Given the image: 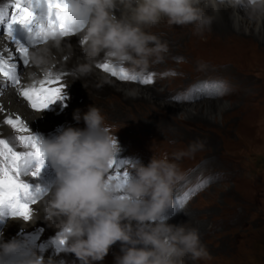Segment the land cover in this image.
Returning a JSON list of instances; mask_svg holds the SVG:
<instances>
[{
  "label": "rangeland",
  "instance_id": "1",
  "mask_svg": "<svg viewBox=\"0 0 264 264\" xmlns=\"http://www.w3.org/2000/svg\"><path fill=\"white\" fill-rule=\"evenodd\" d=\"M260 22L250 14L236 21L229 13L219 27L224 30L219 31L223 37L238 32L239 26L250 32ZM260 24L264 25V20ZM184 29V53H176L180 44L170 43L163 58L144 69L153 81L139 86L145 85L147 94L166 91L163 96L129 100L113 93L105 102L102 93L105 103L117 107L111 113L104 107L98 109L109 133L119 142L120 154L134 156L137 164L144 166L152 158L177 166L181 178L174 187V210L169 208L167 223L197 229L208 252L206 258L188 264H264V94L260 92L264 89V44L260 35L247 34L243 50L228 38L207 43V39L213 40L211 36L195 37L192 29ZM184 29L178 27L177 32L182 34ZM218 71L232 77L214 76ZM235 77L242 79L244 86L248 80L247 93ZM65 125L79 130L87 127L74 117ZM193 144L202 147L189 151ZM180 152L188 154L176 159ZM187 193L193 194L178 204ZM132 224L135 227L136 222ZM66 248L49 256L57 260L68 253ZM121 248L122 242L117 241L97 264H116L123 254ZM47 255L37 256L45 259Z\"/></svg>",
  "mask_w": 264,
  "mask_h": 264
},
{
  "label": "clouds",
  "instance_id": "2",
  "mask_svg": "<svg viewBox=\"0 0 264 264\" xmlns=\"http://www.w3.org/2000/svg\"><path fill=\"white\" fill-rule=\"evenodd\" d=\"M241 6L253 17H264V0H69L63 17L85 23L78 32L82 62L75 68L76 79L87 76L101 60L146 69L166 51L149 27L163 20L169 26L191 25L201 35L223 7ZM47 35L45 43L29 52L28 76L33 81L38 82L37 73L53 72L58 54L71 47L62 44L58 33L49 30ZM74 118L80 119L78 110ZM104 119L99 109L90 107L83 115L85 130L67 128L54 140L39 141L44 156L59 169L55 191L33 210V218H61L57 238L69 242L66 250L82 264L102 261L117 241L123 254L116 264H188L206 258L197 229L170 225L162 216L173 206L174 187L181 178L174 162L152 158L147 166L133 165L134 175L123 188L107 178L119 147ZM197 147L202 145H190L189 151ZM187 154L177 153L176 159ZM17 249L16 242L5 243L0 258ZM18 264L54 261L21 254Z\"/></svg>",
  "mask_w": 264,
  "mask_h": 264
},
{
  "label": "snow or ice",
  "instance_id": "3",
  "mask_svg": "<svg viewBox=\"0 0 264 264\" xmlns=\"http://www.w3.org/2000/svg\"><path fill=\"white\" fill-rule=\"evenodd\" d=\"M11 7L8 38H11V25L16 23L24 26L35 25L38 29L37 34L43 37L41 44L47 41L49 30L54 35L58 33L64 38L73 34V30L66 26V19L62 15L68 7V0H48V14L45 19L37 17L30 7L24 6L22 0H12ZM7 15L8 13L0 8V20ZM29 52V48L19 43L16 44L14 51L5 49L3 54H0V76L7 78L11 85L18 88V95L27 102L31 109L41 112L57 100L64 99L65 85L62 82L64 73L50 72L42 76L38 82L32 81L27 86H21L22 74L17 72V56L19 57L18 62H22L23 68L27 69L30 66ZM96 67L121 81H139L145 85L152 83L150 74L140 77L129 73L124 67L118 68L108 62L97 64ZM3 111L4 109L0 108V112ZM0 123L9 126L16 133L11 139L0 138V206H9L13 216L20 217L27 222L33 218L32 205L38 202L37 194L41 192V189L37 187L34 194L32 186L21 177L22 175L38 176L45 156L40 149L38 137L31 132L28 123L20 115L9 114L3 117ZM32 160L38 163L33 170L29 171L28 166ZM128 163L124 160L117 162L116 159L111 162V171L107 178L110 181L114 180L118 188H123L130 176L126 168ZM192 194L187 193L178 201V204L182 205L183 201ZM56 243L59 248L65 244V241L57 238Z\"/></svg>",
  "mask_w": 264,
  "mask_h": 264
},
{
  "label": "bare ground",
  "instance_id": "4",
  "mask_svg": "<svg viewBox=\"0 0 264 264\" xmlns=\"http://www.w3.org/2000/svg\"><path fill=\"white\" fill-rule=\"evenodd\" d=\"M7 1L8 0H0V4H4ZM229 13L234 15V20H236V21L242 20L243 16H246L249 14V12L246 10L245 7L244 8H241V7H237V8L223 7L221 9L219 15L215 19L214 23L212 24L213 30H206L203 33V34H206L207 37L211 36L213 39V40L207 39V41H206L207 43L215 41L216 39H220L222 41V40H225L228 38V40L230 42H233V44L238 46V48H242V49L245 48V50H246L247 46L244 43H246L247 37L245 35L250 34L252 37H254V36L258 37L260 35L261 38H259V39L264 44V25L260 24L264 20V17H257L261 22L258 23L257 26H255L253 28V31L247 32L244 28H241L239 26L237 29L238 32L235 31L238 34L235 35V32H233L232 34L225 35L224 37L221 36L220 31H223L224 29L219 28L220 24L223 22L224 17L226 15H228ZM115 14L119 18L120 11L117 10L115 12ZM165 24H167L166 21L162 20L158 26L149 27L146 30L155 34L160 39V41L162 43L166 44V49L169 48L170 43H173L176 46L178 44H180L179 48L178 47L176 48L177 49L176 53L179 52V53L183 54L186 45L184 43L182 44L181 42H183L182 41V35L184 36L185 30H186V29H184L185 26H178V25L177 26L176 25L169 26L168 25V27L166 28L163 26ZM214 24L216 25L215 26L216 28L214 27ZM178 27L184 29L182 34L177 32ZM186 27H189L190 29L193 30V27L191 25H188ZM170 35H173V36H170ZM194 36L197 37L200 35L194 34ZM162 39H165L166 42ZM191 39L192 38L189 37L188 40H191ZM4 43H5L4 41L0 40V49L4 48ZM62 44L65 46L71 45V47H65L64 51L62 53L58 54L56 63L54 64V67H53V71H55V72H61L62 71L63 72L64 70H66L67 74H69L68 76H66L68 82L73 81V80L75 81L74 84H72V83L68 84V90H69V94L71 97L68 101L67 107H65L58 114L57 113L55 114V111H54V113H47V114L45 112H39V113L32 112V111L27 109L25 103L17 96L16 91L14 89H12L11 87H8L5 89H0V108H3L4 112H7L8 114L20 115L30 125V127L39 128L40 130L48 131V130H52L55 125H57L59 123H63V121L65 119L75 115L77 113V110L79 111V116H80V119H78V121H80L81 123H84L83 115L89 110L90 104H92V103H94L93 106L96 107L97 109L99 107H104L107 111L110 110V113L114 112V110H115L114 108L117 106L111 107L107 103H105L106 101H108L109 95H111L113 93H120L125 98H127L129 100H133V99H137V98H142V99L144 97L147 98L149 95L158 99L157 96H160L161 94H162L161 96H163L164 93L166 92V91L165 92H158L157 90H154V92H153L154 94L152 92L150 94H147L148 92L145 93L147 90V89H145V85L139 86L140 85L139 81L134 82L132 84H129L126 82H119V81H116L115 79L107 76L105 73L101 72L98 68H93V70L87 76H83V77H80V79H76L75 68H76L78 63L82 62V60H81L82 53L80 52L79 47H78V45H79V34L72 36V37L62 38ZM208 47H211V45L209 44ZM101 62H103V60L100 61V63ZM170 65L171 64H169V62H168V66H170ZM168 66H167V68H168ZM29 70H30L29 67L27 69L23 68L21 73H20V74H22V77H21L22 80L26 81L28 84L32 81L28 76ZM32 71H35V69H32ZM137 73L143 74V73H145V70L141 69V70L137 71ZM228 74L229 73L226 71H218L216 73V75H214V76L225 75L228 78L232 77V75L228 76ZM41 76L42 75L37 73V77H41ZM242 77H244V76H242ZM235 78H237L238 86L240 87V85H242L243 86L242 89L245 90V93H247V90L250 88V84H248V80H246V82H245L246 85L244 86V84H243L244 82L242 79H239L238 77H235ZM108 80L110 83L108 82ZM231 80L232 79H230V81ZM104 81L108 82L109 84L104 83ZM203 82H205V81H203ZM247 84H248V86H247ZM192 88H193V85H192ZM168 90H170V89H168ZM199 92H201V91L199 90L198 93ZM260 92H261V94H264V89H260ZM102 93L104 94V97L106 98V99H104L105 102L102 98H100V95ZM85 95H86L87 99H85V97H84ZM79 99H80V101H82V100L84 101V103L82 105H80L79 103H76V100H79ZM101 101H102V103H101ZM115 101H117V100H115ZM58 108L59 107H57L56 110ZM106 110H104V111H106ZM3 117H4V113L0 112V120H2ZM0 136L11 137L12 132H11L10 127L0 123ZM55 187L50 191V193L44 199L50 197V195L55 191ZM43 200L41 202H38L35 205V209H37L39 207V205L43 202ZM163 217L165 218V222L167 223L170 215H169V213H165L163 215ZM44 219L45 218L42 216L40 218H33L29 222H22L19 219H12V220L8 221L7 228L9 229V232H12L14 234L20 228L32 229L34 225H43V226H45V229H46L45 237L49 238L50 235L55 230H57L56 228H58V227H56V225L60 223L61 218H53V220L51 222L47 219L49 221L48 223L43 222ZM50 252L51 251H48V255L44 259L45 261H47L49 258H51L54 261V264H82V262L75 256L74 253H70V252L64 253L61 256L56 257L57 260H55L49 256ZM72 261H74V262H72ZM97 263H98V261L92 262V264H97Z\"/></svg>",
  "mask_w": 264,
  "mask_h": 264
}]
</instances>
